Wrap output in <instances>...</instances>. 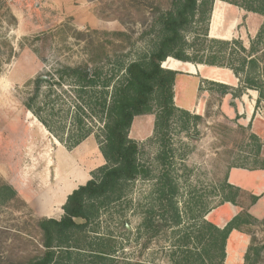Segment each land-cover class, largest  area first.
<instances>
[{"label":"rangeland","instance_id":"rangeland-1","mask_svg":"<svg viewBox=\"0 0 264 264\" xmlns=\"http://www.w3.org/2000/svg\"><path fill=\"white\" fill-rule=\"evenodd\" d=\"M165 1L0 0V182L11 185L18 195L17 199L0 203V264L24 261L38 254L42 247L36 219L40 216L59 218L65 197L90 178L91 170L104 163L94 134L100 123L95 122L94 132L79 145L67 149L26 110L24 101L31 80L37 75H52L60 65L86 62L92 65L105 60L106 54L111 63L143 57L152 47L151 6H164ZM244 12L234 6L224 13L221 11L220 27V17L214 14L211 35L227 30L237 19L229 40L239 39L248 47L261 18ZM7 44L12 46L11 54ZM189 63L171 57L162 62V66L180 71L173 86L174 104L182 109L192 108L185 110L202 116L186 129H181L182 122L178 118L171 124L169 149L179 183L177 200L180 207L190 197L212 208L220 204L214 187L233 165L249 169L261 165L264 131L254 130L251 122L242 124L246 122L245 109L242 115L234 117L223 114L220 108H229L228 99L239 97L234 95L235 88L230 86L232 89L223 96L212 83L220 80L215 69L191 63L197 70L191 75L188 69L193 70V67ZM238 78L242 79V75ZM240 83L237 88L242 86ZM66 93H61L55 103L63 112L70 101ZM245 105L244 108H248L247 98ZM254 108L264 118V103ZM154 118V113L135 116L129 130V137L139 142L141 161L150 166L153 176L160 168L155 160L159 144L153 133ZM251 133L259 138V155ZM246 180L250 182L249 178ZM153 183L151 177L136 179L129 193L131 206L125 208L124 200L112 203L101 210L93 223L99 234L112 233L117 264H124L126 258L146 264L167 263L162 246L170 240L159 235L148 241L142 229L136 231ZM236 200L246 205L250 198L240 194ZM263 221L264 216L260 219L250 216L242 223L249 237L246 264H264ZM125 223L128 230L123 228ZM144 242H148L146 248L142 247Z\"/></svg>","mask_w":264,"mask_h":264},{"label":"trees","instance_id":"trees-1","mask_svg":"<svg viewBox=\"0 0 264 264\" xmlns=\"http://www.w3.org/2000/svg\"><path fill=\"white\" fill-rule=\"evenodd\" d=\"M214 1L166 0L164 6L152 5L149 24L152 47L139 59L111 63L106 54L105 60L92 65L87 62L60 65L52 75H37L31 80L24 101L26 110L67 149L79 145L94 132L95 122L100 123L94 134L104 163L91 170L90 178L66 196L59 218L36 219L42 250L11 264H117L112 233L99 234L93 223L101 210L112 203L124 200L125 208H129L133 182L150 177L154 178L150 199L142 206V221L136 231L142 229L148 241L159 235L170 240L162 246L166 264H226L227 237L250 215L241 212L220 228L205 218L211 207L201 200L192 201L188 197L179 206V183L169 149V131L175 118L182 122L181 129H186L202 116L174 104L173 86L180 71L162 66L171 57L181 62L228 68L237 77L242 75V86L234 89L235 96L241 95L245 88L254 89L258 92L255 107L264 103V70L260 65L264 57V0H221L262 17L248 47L239 39L209 36ZM7 46L11 54L12 46ZM212 83L223 95L232 89L221 82ZM61 93H66L70 100L64 112L55 106ZM152 113L154 138L159 144L155 160L160 167L154 176L150 166L139 157V142L129 137L134 117ZM250 137L259 155V138L254 133ZM257 168H264V160ZM214 190L220 203L236 204L242 194L238 187L227 182V174ZM17 197L11 185L0 182V203ZM123 228L128 230L126 223ZM147 244L144 242L142 247ZM248 259L246 252L243 264ZM122 263L146 264L127 258Z\"/></svg>","mask_w":264,"mask_h":264},{"label":"crops","instance_id":"crops-1","mask_svg":"<svg viewBox=\"0 0 264 264\" xmlns=\"http://www.w3.org/2000/svg\"><path fill=\"white\" fill-rule=\"evenodd\" d=\"M231 6H234L237 9V11L239 10L242 12L245 11L242 8H239L235 5H231L221 0L214 1L213 10H212L211 17H210L211 23H209V27H210L208 31L209 33L211 30V26H212V19H214V14H216L217 17L218 16L220 17V23L218 26L220 27L221 20H222L221 11L222 13H224V10ZM244 13H247V11H245ZM253 14H256V13H253ZM260 18L262 21L261 16ZM236 21L238 20L237 19L233 20L232 23L230 24V28H228L225 31L222 30L223 31V32L221 31L222 33H220V30H218L219 34L211 35L212 34V31H211L209 36L229 40L232 34L235 32L234 26L236 27V24H235ZM224 33L231 34V35L226 36V35H223ZM189 65L193 67L192 68L193 70L188 69V72L189 74L194 75L197 71L196 67L202 64H197L196 67L193 66V64L191 63H189ZM260 65H261V68L263 66V69H264V57ZM209 67L217 71L214 73H216V76L220 80H215V81H219L231 87L237 88L240 79L237 76H235V74L230 69L223 68V67H213V66H209ZM257 96H258V92L256 90L245 88V91H243L241 95H239V97L236 98L235 100L231 98L228 99L227 105L229 106V108H220V109L223 114H225L226 116L229 115V117H234L235 115H242L243 110L245 109L247 111L246 118H245L246 122L242 124L246 125L251 122L252 128L254 130L264 131V118L260 116L257 110H255L254 108ZM224 98L225 97H222V99ZM246 98H247L248 108H244L246 106L245 105ZM184 109H192V108H184ZM233 176H234V179H233ZM88 178L89 177H87V179ZM246 178H249L250 182H247ZM227 182L238 187L243 195L250 198V201L246 205L240 203L239 201H236V204H233L229 201H224L223 203H220L212 207L208 211V213L205 215L206 219L213 222L216 226L222 228L234 216L244 211H246L253 219H260L264 216V168L249 169L245 167H232L227 172ZM252 196L255 197V200L253 201H251ZM247 237L248 236L244 232L242 224H240L237 229L234 228L231 230V232L229 233L227 237L226 245H225V263L226 264H243L244 263L243 255L246 252L247 245L249 242V237L248 239Z\"/></svg>","mask_w":264,"mask_h":264}]
</instances>
